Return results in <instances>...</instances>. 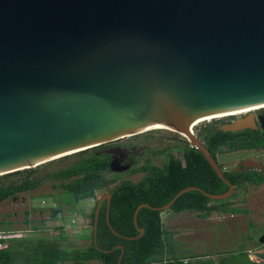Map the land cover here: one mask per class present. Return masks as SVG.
I'll return each mask as SVG.
<instances>
[{
	"label": "water",
	"instance_id": "95a60500",
	"mask_svg": "<svg viewBox=\"0 0 264 264\" xmlns=\"http://www.w3.org/2000/svg\"><path fill=\"white\" fill-rule=\"evenodd\" d=\"M264 103V0H0V175L156 127L183 133L236 186L194 130L197 120ZM219 126L264 129L254 110ZM243 114V113H241ZM235 115V114H230ZM229 115V116H230ZM263 169L245 159L239 168ZM115 172L129 166L117 158ZM100 198L94 235L102 203ZM260 242L264 243V235ZM124 250V245L119 244ZM108 251V250H105Z\"/></svg>",
	"mask_w": 264,
	"mask_h": 264
},
{
	"label": "trees",
	"instance_id": "16d2710c",
	"mask_svg": "<svg viewBox=\"0 0 264 264\" xmlns=\"http://www.w3.org/2000/svg\"><path fill=\"white\" fill-rule=\"evenodd\" d=\"M223 121V118L215 119L203 123L199 130L196 129L198 136L222 168L220 153L264 150V129L226 131L219 126ZM185 141L187 144L182 148V154L170 152L169 160L162 166L149 157L143 164L128 171L144 172L138 181L122 179V172L111 170V155L107 150L99 149L101 145L92 147L90 152L85 149L73 153L78 155V158L71 165L55 170L47 176L35 175L37 168L0 175V203L23 191L38 188L45 178H53L60 180L65 191L72 195L75 211L81 200L95 198L100 191L110 192L112 197L109 217L114 229L126 236H136L140 230L134 223V212L141 203L162 206L170 202L180 190L192 185L211 193H223L229 189V185L218 176L203 154L191 146L186 138ZM224 173L236 186V191L230 198L211 199L201 191L190 190L179 196L170 210L177 213L196 211L203 217H208L216 211L240 212V208L232 203L239 191L246 190L249 184L264 183V168L224 169ZM18 175L20 177L16 179ZM98 201L97 199L90 213L92 231L89 234L91 242L87 247L67 244L68 235L64 226L57 225L56 228L61 229V235L58 237L39 236L33 240L13 237L6 246L0 247V264H90L93 260H98L101 264H236L235 260L225 257H221L219 261L204 260L202 254L182 252L174 238L175 231L164 226V210L150 207L141 208L138 214L139 226L145 228V233L130 239L115 234L109 227L108 203L107 200L104 201L98 218L95 241L94 225ZM53 210L54 215L59 211ZM4 241V238L0 239V243ZM119 244L124 245V250ZM261 256L264 258V253ZM248 264L264 263L249 259Z\"/></svg>",
	"mask_w": 264,
	"mask_h": 264
},
{
	"label": "rangeland",
	"instance_id": "374dc122",
	"mask_svg": "<svg viewBox=\"0 0 264 264\" xmlns=\"http://www.w3.org/2000/svg\"><path fill=\"white\" fill-rule=\"evenodd\" d=\"M263 110L264 106L254 109L260 112ZM227 117L230 116L200 121L194 126V130L197 133L196 129L199 130L203 123ZM131 144L136 145L134 149L138 159L136 165L143 164L145 156L151 157L156 164L161 165L168 160L169 152L181 155L182 148L187 143L185 136L180 132L156 127L102 143L99 149L112 150L118 146ZM77 158L78 155L72 153L51 160V163L44 162L33 167L37 168L34 174L47 176L55 170L71 165ZM245 159L264 163V150H240L219 154V160L226 170L239 168ZM122 173V179L132 181H138L144 175V172ZM18 177L20 175L15 178ZM105 193L100 191L95 198L81 200L75 211L73 197L62 187V182L45 178L38 188L23 191L0 203V233L4 234L7 243L13 237L30 240L39 236L54 238L61 235V229L56 226L62 225L68 235L67 244L87 247L91 242L89 234L92 231L90 213L97 199L100 200ZM232 203L240 208V212L216 211L208 217H202L196 211L177 213L170 209L165 210L162 213L164 226L175 231L174 238L184 253L202 254L204 260L219 261L221 257H225L235 260L236 264H248L249 259L264 263L261 256L264 253V243L260 242L264 235V183L249 184L246 190L239 191ZM53 209H59L56 215ZM90 264L101 262L93 260Z\"/></svg>",
	"mask_w": 264,
	"mask_h": 264
},
{
	"label": "flooded vegetation",
	"instance_id": "af4514ba",
	"mask_svg": "<svg viewBox=\"0 0 264 264\" xmlns=\"http://www.w3.org/2000/svg\"><path fill=\"white\" fill-rule=\"evenodd\" d=\"M255 112V115H256V119L258 121V124H260V120H259V117L260 115H264V111L263 112H260V111H254ZM247 113H244V114H239V115H232L230 117H227V118H223V122H226V121H232L234 119H236L237 117L239 116H244L246 115ZM121 146H118L116 147L115 149H112V150H107L110 155H111V161L113 160V158H117L119 162H121V164L123 165H126V166H129V168L126 170V171H123V172H128L130 171L132 168H134L136 165V162H138V159L134 153V149L136 148V145L134 144H131V145H123L121 148ZM170 154V152H169ZM170 156V155H169ZM147 158H149V156H145L143 158V160L145 161ZM151 158V157H150ZM152 159V158H151ZM168 160H169V157H168ZM167 160V161H168ZM167 161H165L164 163H166ZM163 163V164H164ZM161 164V166L163 165ZM107 200V203H108V211H109V207H110V203L108 201V199H105L104 201ZM99 202V201H98ZM98 205V204H97ZM103 205V203H102ZM102 207V206H101ZM101 210V209H100ZM108 213V212H107ZM201 216V214H199ZM203 217V216H202Z\"/></svg>",
	"mask_w": 264,
	"mask_h": 264
},
{
	"label": "bare ground",
	"instance_id": "6f19581e",
	"mask_svg": "<svg viewBox=\"0 0 264 264\" xmlns=\"http://www.w3.org/2000/svg\"><path fill=\"white\" fill-rule=\"evenodd\" d=\"M264 106V103L262 104H258V105H254V106H250V107H246V108H243V109H238V110H235V111H232L230 113H222V114H217V115H212V116H207V117H203L199 120H197V123L200 122V121H203V120H207V119H211V118H216V117H222V116H228L230 114H241V113H246L248 111H251V110H254V109H257L258 107H263ZM159 128H168V127H159ZM170 129H173V128H170ZM176 130V129H174ZM177 131V130H176ZM179 132V131H178ZM181 133V132H180ZM183 134V133H181Z\"/></svg>",
	"mask_w": 264,
	"mask_h": 264
},
{
	"label": "built area",
	"instance_id": "2783aa9c",
	"mask_svg": "<svg viewBox=\"0 0 264 264\" xmlns=\"http://www.w3.org/2000/svg\"><path fill=\"white\" fill-rule=\"evenodd\" d=\"M4 238L5 241L0 243V247H3V246H6L8 243H7V239L6 237H4V234L3 233H0V239Z\"/></svg>",
	"mask_w": 264,
	"mask_h": 264
},
{
	"label": "crops",
	"instance_id": "0c3cea01",
	"mask_svg": "<svg viewBox=\"0 0 264 264\" xmlns=\"http://www.w3.org/2000/svg\"><path fill=\"white\" fill-rule=\"evenodd\" d=\"M165 211V210H164ZM181 213V212H180ZM163 218V217H162ZM262 243V242H261ZM191 254H194V253H191ZM196 255V254H195ZM202 257H204V256H202ZM213 260V259H212Z\"/></svg>",
	"mask_w": 264,
	"mask_h": 264
}]
</instances>
